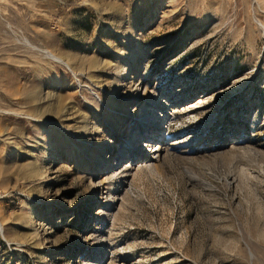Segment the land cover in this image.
Segmentation results:
<instances>
[{
    "label": "rangeland",
    "instance_id": "374dc122",
    "mask_svg": "<svg viewBox=\"0 0 264 264\" xmlns=\"http://www.w3.org/2000/svg\"><path fill=\"white\" fill-rule=\"evenodd\" d=\"M0 264H264V0H0Z\"/></svg>",
    "mask_w": 264,
    "mask_h": 264
},
{
    "label": "bare ground",
    "instance_id": "6f19581e",
    "mask_svg": "<svg viewBox=\"0 0 264 264\" xmlns=\"http://www.w3.org/2000/svg\"><path fill=\"white\" fill-rule=\"evenodd\" d=\"M60 60V59H59ZM143 96H145V95H143ZM200 102V100L198 99V101L196 102V103H199ZM196 104H192V105H189V106H191V107H193V108H197V106H195ZM183 108H184V106H183ZM160 109V108H159ZM185 109V108H184ZM186 110V109H185ZM191 110H194V109H191ZM190 110V111H191ZM161 113V112H160ZM159 113V115H158V117H156L155 118V120L153 121V122H155V123H153L152 122V127H151V129H149V132L147 133V136L148 137H150L147 141H146V144H144L145 143V141H144V146H148L149 144H152V147H155L156 149H155V152H158V151H160V143H158V141H157V139L156 140H154L153 138H157L158 136L157 135H160L161 133H162V131H163V127H161V124H163V122L165 123V120L166 119H168V118H166V116L165 115H162V114H160ZM158 120H160V123H158L159 121ZM164 151V150H163ZM154 152V151H153ZM108 153H110V152H108ZM159 153V152H158ZM135 154V155H134ZM132 156H136V152H132V154H131ZM152 155H153V153H152ZM139 157V156H138ZM153 157H149V156H145V157H141V158H139L138 159V161L136 162V163H139V161H141V162H143V161H145V160H147V159H152ZM135 159H137V158H135ZM156 159V158H155ZM117 160H119V158L118 159H115V160H113L115 163H113L114 165V167H112L111 166V170H116V169H118L117 171H119V169L120 168H118L119 167V163H116L117 162ZM135 161V160H134ZM116 173V172H115Z\"/></svg>",
    "mask_w": 264,
    "mask_h": 264
}]
</instances>
